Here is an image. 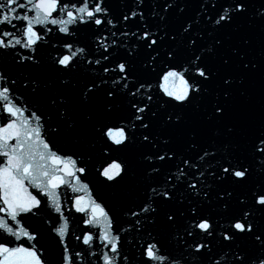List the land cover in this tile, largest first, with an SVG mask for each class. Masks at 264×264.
Segmentation results:
<instances>
[{"label":"snow or ice","instance_id":"1","mask_svg":"<svg viewBox=\"0 0 264 264\" xmlns=\"http://www.w3.org/2000/svg\"><path fill=\"white\" fill-rule=\"evenodd\" d=\"M192 262L264 264V0H0V264Z\"/></svg>","mask_w":264,"mask_h":264},{"label":"water","instance_id":"2","mask_svg":"<svg viewBox=\"0 0 264 264\" xmlns=\"http://www.w3.org/2000/svg\"><path fill=\"white\" fill-rule=\"evenodd\" d=\"M110 2L112 3H120L121 6H123L125 8V10H128V8H131V7H134L135 6V0H110ZM254 3H257L258 0H253ZM53 55H55L56 53L53 52L52 53ZM92 58V57H90ZM257 104L259 103V100L257 99ZM95 173H93V175L90 177L91 180L95 181ZM66 215H69L70 217V221H71V224H72V227H71V232L72 233H75V234H80L81 233V230L83 228V225L80 223V216L81 214H78V213H66ZM72 245H76L77 242L74 241V239H72V237L70 236L69 237ZM217 259H219V256H217ZM192 264H195V262H192Z\"/></svg>","mask_w":264,"mask_h":264}]
</instances>
